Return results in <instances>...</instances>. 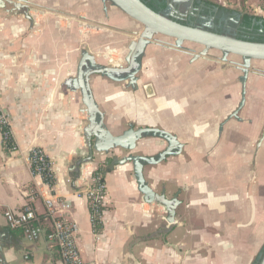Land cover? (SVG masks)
I'll use <instances>...</instances> for the list:
<instances>
[{
  "label": "crops",
  "instance_id": "crops-1",
  "mask_svg": "<svg viewBox=\"0 0 264 264\" xmlns=\"http://www.w3.org/2000/svg\"><path fill=\"white\" fill-rule=\"evenodd\" d=\"M2 1L0 104L16 151L4 152L0 135V264H63L44 237L29 242L3 217L27 204L43 216L49 198L57 216L77 225L86 261L256 264L264 249V139L256 150L264 124V88L257 84L264 78L248 76L243 95L238 67L191 59L154 39L143 49L134 85L126 74L89 77L104 131L119 137L152 128L176 138L179 151L142 168L153 193L178 202L174 224L159 234L166 212L144 201L126 159H155L168 144L144 135L132 150L100 151L92 138L90 156L83 130L91 116L78 88L79 71L125 68L142 25L105 0H22L24 9L9 5L17 0ZM250 1L264 19V0ZM33 148L46 153L52 186L31 173L26 158ZM97 168L105 170L106 213L94 231L85 193Z\"/></svg>",
  "mask_w": 264,
  "mask_h": 264
},
{
  "label": "water",
  "instance_id": "water-1",
  "mask_svg": "<svg viewBox=\"0 0 264 264\" xmlns=\"http://www.w3.org/2000/svg\"><path fill=\"white\" fill-rule=\"evenodd\" d=\"M22 0H17L16 3H10L16 9H24L21 5ZM111 3L114 7L119 9L129 18L138 22L143 26V31L139 35L136 42L132 43L129 47L128 55L125 58L127 63L126 67H97L92 70L80 72L78 74V88L81 91L82 103L86 107L89 115L91 116L88 126L83 130L85 141L91 156V141L95 140L96 145L100 144L98 150L108 151L113 147H121L127 150H132L135 147V142L144 135H152L162 138L168 144V147L161 152L155 159L146 158L141 156L128 157L126 161L132 163L135 179L138 185L139 192L143 195L146 203H155L163 207L166 212L165 221L162 223L161 231L163 233L169 231L170 227L174 224L175 208L178 204L176 198L167 200L163 194L153 193L145 184L142 176V168L144 164L155 165L162 162L166 157L174 155L179 151V145L176 138L171 134L152 128H141L137 130L130 129L119 137H113L103 130V115L97 108L89 86V77L92 75H102L112 79L113 73H128L126 79L130 85L136 83L137 70H133L136 56L143 51L147 42L150 40L151 35H160L162 37L175 40L177 44L191 43L202 48V51L195 56V58L204 57L208 51H217L223 56H235L243 60L244 70L242 85L247 76V69L250 61L264 62V43L249 42L236 39L226 35H220L209 32L204 29L194 28L182 25L163 14L156 13L148 8L141 0H105ZM3 1L0 0V3ZM5 4V2H3ZM2 5H0V8ZM226 65L222 62V67ZM123 80V79H122ZM242 89V91H243ZM144 92L147 97L153 96L151 85L144 87ZM243 102V101H242ZM264 139V124L261 136L256 144L258 150L262 140ZM95 146V145H94ZM97 149V148H96ZM257 264H264V253L260 256Z\"/></svg>",
  "mask_w": 264,
  "mask_h": 264
},
{
  "label": "built area",
  "instance_id": "built-area-1",
  "mask_svg": "<svg viewBox=\"0 0 264 264\" xmlns=\"http://www.w3.org/2000/svg\"><path fill=\"white\" fill-rule=\"evenodd\" d=\"M0 135L3 145L6 147L4 152H15L16 145L12 139L11 118L1 104ZM7 142H9V145L6 144ZM26 162L33 175L54 181L51 163L41 148L31 149ZM104 177L105 173L102 171L97 170L95 173H92L91 185L85 193L89 208V219L94 231H98L106 213L104 204L106 196ZM44 205L45 213L43 216L37 215L31 206L27 204L18 212L4 211L3 217L10 229L20 230L24 238L29 242H35L44 237L48 243L56 247L63 264H96L93 261H86L81 257L78 249V227L67 217L57 216L58 204L54 198L44 200ZM43 220L49 221V224L44 225Z\"/></svg>",
  "mask_w": 264,
  "mask_h": 264
},
{
  "label": "rangeland",
  "instance_id": "rangeland-1",
  "mask_svg": "<svg viewBox=\"0 0 264 264\" xmlns=\"http://www.w3.org/2000/svg\"><path fill=\"white\" fill-rule=\"evenodd\" d=\"M180 3V8L176 11L178 12V17L181 19H185L188 16V10H189V4H185L182 3L181 0H178ZM204 1H209L210 3H213L215 5L221 6L225 9L231 10L236 14H240V15H250V16H258L256 15L257 13L254 11L253 7L251 6V1L250 0H204ZM168 15H174V12L169 10L168 13H165V16L167 17ZM260 17V16H259ZM229 18V17H228ZM223 20H226L227 18L223 17ZM199 21H205V19H202V17L199 18ZM227 23H225L223 25L224 30L229 33V34H234L235 37L236 32V23L234 22V19L232 20H227ZM213 24L212 20L209 21H205L204 26L205 27H211ZM143 27V26H142ZM144 29V28H143ZM206 30V29H204ZM150 39H154L155 41H157L158 43H161L162 45L168 46V47H172V48H177L183 52H187L189 54V58L191 59H197L195 58V56H198V54L202 51V48L191 44V43H180L177 44L175 42V40L170 39V38H166V37H162L160 35H151ZM206 58H214L215 60H219L221 62H224L226 65L229 66H235L238 67L239 71H241V87L243 89V85H242V78H243V70H244V63L243 60L239 57H235V56H223L221 53L217 52V51H208L206 53V55L204 56ZM258 71L260 72H264V62L262 61H250L249 62V66L247 69V76L245 79V83H244V89H243V95L245 92V85H246V81H247V77L248 76H253V75H259ZM262 75H260L261 77ZM262 78H264V76H262ZM258 88H264V85L262 84H257Z\"/></svg>",
  "mask_w": 264,
  "mask_h": 264
},
{
  "label": "flooded vegetation",
  "instance_id": "flooded-vegetation-1",
  "mask_svg": "<svg viewBox=\"0 0 264 264\" xmlns=\"http://www.w3.org/2000/svg\"><path fill=\"white\" fill-rule=\"evenodd\" d=\"M142 2H145L147 4H151L155 6L156 8L159 7V5L164 2L165 6L163 9L160 10V13L165 15V13L169 10L174 12V15H168V18H171L172 20H175L177 22H181L185 24L186 26L199 28V29H206L209 32L220 34V35H226V36H234V34H229L224 30L223 25L227 23L226 21L234 19V22L236 23V35L233 38H240L244 40H252L258 35L259 33L264 32L262 28L257 30L256 32H253L252 28H246L241 24L240 17L237 15H228L225 12H217L216 9L205 5L203 2H198L197 0H181L182 3H185L186 5L189 4V10H188V16L185 19H181L178 17V12H176L180 8V3L178 0H141ZM159 9V8H158ZM202 17V19H205V21L212 20L213 24L211 27H205L204 23L205 21H199V18ZM227 18L226 20H223L222 18ZM229 17V18H228ZM264 35V33H263ZM148 43V42H147ZM129 51V50H128ZM142 52H140L135 59V63L133 65V70H138L139 63L141 60ZM128 55V54H127ZM127 57V56H126ZM125 57V58H126ZM125 65L127 63L125 62ZM128 73H113V76H121ZM259 75L264 76V72L258 71Z\"/></svg>",
  "mask_w": 264,
  "mask_h": 264
},
{
  "label": "trees",
  "instance_id": "trees-1",
  "mask_svg": "<svg viewBox=\"0 0 264 264\" xmlns=\"http://www.w3.org/2000/svg\"><path fill=\"white\" fill-rule=\"evenodd\" d=\"M198 2H203L205 5L207 6H210L214 9L217 10V12H225L227 13L228 15H237L240 17V20H241V24L243 26H245L246 28H252L253 29V32H256L257 33V30L262 28L263 31H264V19L262 17H259V16H250V15H240V14H236L234 13L233 11L231 10H228V9H225L221 6H218V5H215L213 3H210L209 1H204V0H197ZM148 8H150L152 11L156 12V13H160V10L164 8L165 4L164 2H162L160 5H159V9L156 8L155 6L151 5V4H147L145 2H143ZM182 25H185L181 22H178ZM264 32L262 33H259L258 35H256V37L252 40H244V39H240V38H236V39H240V40H244V41H249V42H256V43H264V35H263ZM7 145H9V142L6 143ZM3 145V143H2ZM3 150L5 151L6 150V147L5 145H3ZM98 171H102L103 173L105 172V170H103L102 168H97ZM96 170V171H97ZM95 171V172H96ZM93 172V173H95ZM43 181L48 184L49 186H52L54 184V181H49V180H46V179H43ZM264 253V249H263V252L262 254ZM261 254V255H262ZM257 264V263H256Z\"/></svg>",
  "mask_w": 264,
  "mask_h": 264
}]
</instances>
